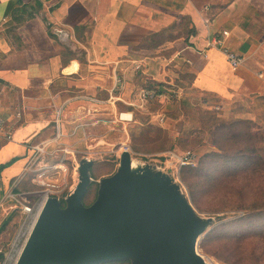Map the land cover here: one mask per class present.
Here are the masks:
<instances>
[{"label": "crops", "instance_id": "0c3cea01", "mask_svg": "<svg viewBox=\"0 0 264 264\" xmlns=\"http://www.w3.org/2000/svg\"><path fill=\"white\" fill-rule=\"evenodd\" d=\"M181 68L224 101L264 97V0H0V200L34 146L67 160L93 117L122 113L133 77L163 83Z\"/></svg>", "mask_w": 264, "mask_h": 264}, {"label": "rangeland", "instance_id": "374dc122", "mask_svg": "<svg viewBox=\"0 0 264 264\" xmlns=\"http://www.w3.org/2000/svg\"><path fill=\"white\" fill-rule=\"evenodd\" d=\"M172 73L162 86L151 89L147 88L150 80L138 79L134 83L133 77L128 88L131 94L128 105L113 104L116 111L122 113L112 112L105 115L104 120L101 115H96L94 125L81 132L83 135L79 138L71 140L75 150L63 160L67 173L65 177L61 174L60 179L63 177L62 182L65 180L67 186L62 195L65 196L77 181L78 163L86 158L93 161L92 185L82 202L85 205L92 203L98 181L116 172L120 153L126 148L133 167L149 165L171 173L196 213L204 219L213 218L207 233L198 241L199 244L204 239V249H199L197 244V252L207 264H264V212L253 214L251 207L244 209L251 201L263 199L264 173L241 170L245 166L244 159L239 160V170L233 173L235 161L224 166V158L207 156L215 151L214 146L221 143V138L230 134L225 125L219 128L221 122L246 120L250 124H238L232 132L240 136L247 133L256 138L264 136V98L224 101L194 89L192 73L188 70L174 69ZM120 89L117 87L112 93H118ZM76 142L80 144H74ZM258 148L264 163V145ZM187 153L192 155V163L180 166L179 158ZM47 163L49 166L54 164L49 158ZM261 167L264 168V164ZM19 189L38 192L33 200L43 192V187L30 183L20 185ZM242 203H246L245 206ZM9 205L0 208L3 209L0 227L6 223L0 232V264H14L33 223L29 215L20 209H9ZM244 215L245 220L236 221ZM223 223L231 224L218 228ZM213 229H217L215 233L207 235Z\"/></svg>", "mask_w": 264, "mask_h": 264}, {"label": "water", "instance_id": "95a60500", "mask_svg": "<svg viewBox=\"0 0 264 264\" xmlns=\"http://www.w3.org/2000/svg\"><path fill=\"white\" fill-rule=\"evenodd\" d=\"M82 158L62 198L45 199L14 264H207L197 252L213 218H201L169 172L135 166L122 151L116 172L92 185Z\"/></svg>", "mask_w": 264, "mask_h": 264}, {"label": "built area", "instance_id": "2783aa9c", "mask_svg": "<svg viewBox=\"0 0 264 264\" xmlns=\"http://www.w3.org/2000/svg\"><path fill=\"white\" fill-rule=\"evenodd\" d=\"M223 36H226V32H222ZM212 44L219 48L224 54L229 67L232 70H236L243 63V58L237 54L224 48L223 41L220 38H215ZM4 129L3 123L0 121V131ZM58 135L55 137L57 138ZM10 136L7 134L6 139ZM47 144L41 143L34 146L33 154L27 163L23 174L12 181L9 184L8 191L0 200V208L9 203V209H20L24 214L29 215L33 222L36 219L43 203L48 197H64V189L66 188L65 177L67 171L64 166V161L61 158L58 162L48 165L47 157L51 153L46 149ZM123 151H128L126 148ZM192 155L187 153L182 158H179L180 166L191 164ZM61 174L63 177L60 179ZM27 179L31 184L43 187L41 196H38L35 200L33 198L38 192H22L19 187L22 185V181ZM66 194V193H65ZM33 224V223H32Z\"/></svg>", "mask_w": 264, "mask_h": 264}, {"label": "trees", "instance_id": "16d2710c", "mask_svg": "<svg viewBox=\"0 0 264 264\" xmlns=\"http://www.w3.org/2000/svg\"><path fill=\"white\" fill-rule=\"evenodd\" d=\"M182 23L183 24H181V25L187 26L188 20H184V21H182ZM190 32L188 31V34H190ZM161 38L163 39V37L160 35L159 40H162ZM155 86L160 87L162 85H161V83L149 81L147 88L151 89V88H154ZM156 91H157L156 92L157 94L160 93L159 92L160 90H156ZM238 124L248 125L250 123H248V121L242 120V119L231 120V122H229L228 124L221 122V124L219 125V128H223V126L225 125L224 128L227 130V133H230V134H228V137L221 138V143L218 142L214 146L215 151H212L207 156L210 157L211 159L224 158L225 159V162H224L225 165L224 166H228V164L230 162L235 161L237 164H236L235 170L231 171L233 173H235V171L239 170L238 168L241 165V163L239 162L240 159H244V161H245L244 162L245 166L241 170L252 171V172L255 171L254 173H258L260 171L261 173H264V168L261 167V164H264V163H262V156H260L259 151H258V149H259L258 147L259 146L262 147L264 145V136L262 138H256L253 135H251L250 133H247L246 135L240 136V135L232 132V130L235 128L234 126H236ZM217 128H218V125L216 126L215 130ZM228 128H231V129L229 130ZM225 134H226V132L223 135H225ZM252 159L255 160V162H252ZM10 164H11V162H7L5 164L0 165V172L3 169H5L6 167H8ZM258 166H259V170H256V168ZM90 188H91V186H90ZM90 188L88 189L84 198L87 196ZM95 196H96V192H95ZM95 196H94V199H95ZM84 198H83V200H84ZM242 204L245 206L246 203H242ZM246 207L247 208H244L245 210H247V209H249V207H251L250 210H253V211H251V213H253V214H259L261 212L263 213L264 212V197H263V199H260V200L256 199L254 201H251L250 204L246 205ZM253 214H251V215H253ZM246 217H249V216H246ZM245 219L246 218L244 215L243 218L241 217V218L237 219L236 221L240 222V221H243ZM230 224L231 223H223L218 228H223V227H226L227 225L229 226ZM5 225H6V223L4 222L2 224V226L0 227V232L3 230ZM216 230L217 229L211 230L207 235L212 236V234H214ZM203 240L204 239L200 240V242L198 244L199 249H201V250L204 249ZM1 258H2V254L0 253V259ZM120 263H128L129 264V262H126V261H124V262H111V263H106V264H120Z\"/></svg>", "mask_w": 264, "mask_h": 264}, {"label": "bare ground", "instance_id": "6f19581e", "mask_svg": "<svg viewBox=\"0 0 264 264\" xmlns=\"http://www.w3.org/2000/svg\"><path fill=\"white\" fill-rule=\"evenodd\" d=\"M208 261H209V259H208Z\"/></svg>", "mask_w": 264, "mask_h": 264}]
</instances>
